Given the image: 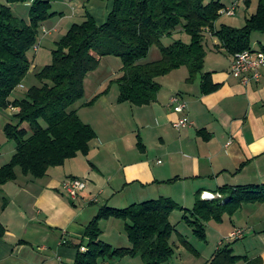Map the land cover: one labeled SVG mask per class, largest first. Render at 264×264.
Returning <instances> with one entry per match:
<instances>
[{"label":"crops","instance_id":"0c3cea01","mask_svg":"<svg viewBox=\"0 0 264 264\" xmlns=\"http://www.w3.org/2000/svg\"><path fill=\"white\" fill-rule=\"evenodd\" d=\"M51 1L57 3L60 10L56 12H61L62 19L46 31L64 35L87 13L104 23L114 0ZM245 4L247 11L254 5ZM211 36L213 44L207 43L204 72H210L220 86L209 93L202 92L201 74L188 79L187 66L160 77L157 99L140 106L119 102L118 79L124 74L123 65L115 59L116 68L107 63L102 69L106 58L112 56L103 58L86 76L84 103L77 111L97 137L87 155L79 154L64 165L51 167L45 177L35 179L18 170L16 180L0 186V223L4 227L0 264H73L77 254L74 244L84 239L87 226L104 206L124 208L167 197L182 207L172 218L177 212L184 215L183 209H192L198 197L205 199L204 192H210V200L223 199L219 192L223 186L264 183V67L260 80L243 82L231 73L234 56L220 47L217 36ZM251 47L264 51L263 32L252 33ZM154 48L152 60L161 56L158 47ZM210 54L217 57L209 59ZM173 97L186 101L188 108L176 112L170 104ZM183 116L193 125L175 128L174 121ZM6 123L0 120V168L17 149L4 131ZM74 177L89 182L85 194L76 199L62 190L63 183ZM100 227L105 242L114 247L131 246L123 220L102 219ZM206 228L207 238L217 237L211 256L203 258L190 241L199 254L182 245L185 251L179 248L180 258L170 264H206L227 244L235 254L264 264V202L244 203L223 221L207 222ZM235 228H242L244 237L231 239ZM245 238L248 245L238 247L237 241Z\"/></svg>","mask_w":264,"mask_h":264},{"label":"trees","instance_id":"16d2710c","mask_svg":"<svg viewBox=\"0 0 264 264\" xmlns=\"http://www.w3.org/2000/svg\"><path fill=\"white\" fill-rule=\"evenodd\" d=\"M25 1L0 3V111L10 107L18 110L14 115L16 122H7L4 127L17 149L0 168V186L16 180L18 170L39 179L51 167L89 153L97 133L81 119L77 108L71 107L84 100L86 76L100 66L103 58H121L124 74L118 79L119 102L140 106L157 99L162 87L160 77L182 66L189 68V80L202 75V92L219 88L211 73L204 72L206 35L217 36L220 47L234 55L252 49V33H264V0H257V10L244 26L223 24L220 28H216V21L222 16L220 11L230 6L223 0H114L104 23L99 24L89 13L74 22L56 42L52 62L38 72L42 86H33L23 98L12 99L31 69L28 52L37 43L42 25L61 13L52 11L51 0H35L30 21L26 22L14 15L11 6ZM245 2L250 5L253 0ZM184 33L191 36L190 42L175 36ZM166 37L173 38L172 44L164 45ZM154 47H159L161 56L149 60ZM219 192L223 199L198 197L192 209H183V219L200 240L207 239V222L223 221L226 214L232 216L244 203L264 202V183L223 186ZM6 205L7 199L3 207ZM178 208L182 207L167 197L124 208L102 207L87 226L84 239L74 244L77 254L73 264H101L102 260L138 256L142 259L140 264H170L175 255L172 237L177 232L171 216ZM111 217L125 222L130 247H114L101 239L100 221ZM3 233L0 223V236ZM180 242L199 254L185 237L181 236ZM240 262L258 264L235 254L227 244L218 248L206 264Z\"/></svg>","mask_w":264,"mask_h":264},{"label":"rangeland","instance_id":"374dc122","mask_svg":"<svg viewBox=\"0 0 264 264\" xmlns=\"http://www.w3.org/2000/svg\"><path fill=\"white\" fill-rule=\"evenodd\" d=\"M66 1V0H65ZM68 1V0H67ZM35 2V0H26L25 2H20V3H15L12 6V11L15 16L19 17L20 19L25 20L26 22L30 21V10L32 4ZM223 2L229 3L231 0H223ZM0 3H6V0H0ZM65 4V3H64ZM253 6L251 7L250 10L247 11V6L245 4V1L242 0L239 4V7L237 8V14L235 16H230V15H222L217 21H216V27L220 28L223 24L230 25L233 27H242L244 26L245 18L246 16H250V14L255 13L257 10V0H253ZM57 3H54L52 7V11L60 10L56 9ZM62 4H59L61 6ZM64 11H67V7L63 8ZM62 19V14L58 13L51 19L47 20L41 27L37 43L29 50L28 55L31 59V69L24 78L22 84L13 92L12 94V99L16 98H23L27 91L33 87V86H42L43 82L38 78L37 74L38 72L45 67L46 65L50 64L53 59V49L56 47V42L63 36L59 35L57 32H47L48 30L50 31L51 29L54 28L55 24H57L58 21ZM80 17L77 19L76 22L81 21ZM246 23V22H245ZM47 30V31H46ZM176 38H181L184 42H190L191 41V36L187 33L181 34L176 36ZM213 37L211 35H206L205 41L206 45L209 43L210 45L212 43ZM173 38H168L166 37L163 40L164 45H170L173 42ZM156 49V47L154 48ZM159 49V47H158ZM209 50V49H207ZM155 51V50H153ZM154 53V52H152ZM149 54V60H152V57L154 54ZM211 55H215L217 57V54H210L209 59H211ZM224 55V54H222ZM227 56V55H224ZM221 57V56H219ZM104 66L102 69L107 65V63H111L113 68H116V63L118 60V63L122 66V60L119 57L112 56L109 58H106ZM117 59V60H115ZM109 61V62H108ZM117 63V64H118ZM163 79V78H162ZM160 80V79H159ZM164 80L162 82L164 83ZM84 100H82L80 103L75 104L74 106L71 107V109H76L79 108L81 103H83ZM18 112V110L15 108L14 110L11 109H5L0 111V120H5V122H16L15 120V114ZM178 210V209H177ZM181 212V211H180ZM176 213V210H175ZM172 222L176 225L177 232L173 234L172 237V244L174 245L176 254L172 257L170 260L171 263H174L179 257V248L182 249V252H184L185 248L182 246L180 239L181 236L185 237L189 241H191L196 248H198L203 255V258H209L212 254L213 246L216 244V236H213L211 238H207L206 241L200 240L197 237H195L192 234V229L191 227L187 224V222L183 219V214H177L172 217ZM245 234V233H244ZM244 237V236H243ZM210 239V241H209ZM225 239V238H224ZM223 239V240H224ZM246 241V242H245ZM238 247H241L243 245H248L247 240L241 239L237 241ZM184 255V256H188ZM178 257V258H177ZM193 258L196 256H192ZM192 258V259H193ZM107 262L113 263V264H140L142 263V259L140 256L138 257H116L112 258L110 260L101 261V264H107Z\"/></svg>","mask_w":264,"mask_h":264},{"label":"built area","instance_id":"2783aa9c","mask_svg":"<svg viewBox=\"0 0 264 264\" xmlns=\"http://www.w3.org/2000/svg\"><path fill=\"white\" fill-rule=\"evenodd\" d=\"M242 0H236L232 5L223 8L220 12L222 15L234 16L237 14V8ZM245 1V0H244ZM233 61L231 64V73L240 78L243 82L258 81L262 77V68L264 67V51H254L252 49H247L242 52L233 55ZM171 106L176 112H183L188 108L186 101L179 99L178 97H173L170 102ZM13 110V108H11ZM174 127L177 129L192 126L193 122L188 116H183L178 120L174 121ZM89 186L88 180L84 178L74 177L67 179L63 183L62 190L68 194L72 199H76L81 195H84ZM210 192H204L203 198H212ZM244 236V230L242 228H235L230 233L231 239H240ZM63 243L67 240L64 238Z\"/></svg>","mask_w":264,"mask_h":264}]
</instances>
